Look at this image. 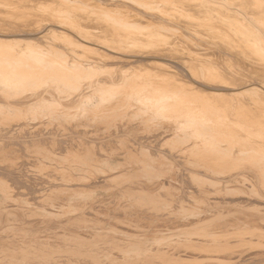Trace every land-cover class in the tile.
I'll use <instances>...</instances> for the list:
<instances>
[{
    "label": "bare ground",
    "instance_id": "6f19581e",
    "mask_svg": "<svg viewBox=\"0 0 264 264\" xmlns=\"http://www.w3.org/2000/svg\"><path fill=\"white\" fill-rule=\"evenodd\" d=\"M0 264H264V0H0Z\"/></svg>",
    "mask_w": 264,
    "mask_h": 264
}]
</instances>
